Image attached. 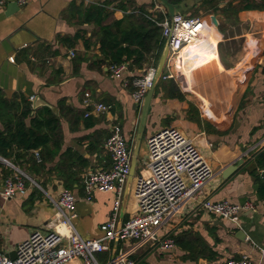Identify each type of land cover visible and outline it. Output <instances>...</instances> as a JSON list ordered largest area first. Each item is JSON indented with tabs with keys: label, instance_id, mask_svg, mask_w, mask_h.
I'll return each mask as SVG.
<instances>
[{
	"label": "crops",
	"instance_id": "crops-1",
	"mask_svg": "<svg viewBox=\"0 0 264 264\" xmlns=\"http://www.w3.org/2000/svg\"><path fill=\"white\" fill-rule=\"evenodd\" d=\"M236 1L184 0L177 5L185 2L192 4V9L181 14L183 16L192 17L193 11L204 8L207 10L203 19L214 16L218 21V29L213 27L215 30L209 33L217 46L218 68L221 71L224 69L226 75L229 72L231 84L233 76L234 80L236 78L233 90L239 94L232 107L234 110L230 114L229 125L227 117H223V110L222 115L210 117L202 107L205 102L213 103L220 109L231 106L229 102L233 99V90L230 94L232 99L229 102L230 98L224 99L225 92L229 95L230 83L218 82V91L221 92L216 98L212 90H205L199 84V87L195 86L189 73L191 55L210 46L206 42L205 46L192 49L186 58L190 86L185 82L181 69L178 72L180 85L176 83L178 78L161 79L162 82L171 81L180 97L173 92L175 98H166L157 85L159 80L155 85L146 125L137 147L135 170L125 206H122L123 202L120 206L119 223L136 215L138 208L133 187L137 178L148 176L144 165L148 153L147 141L142 140L145 133L149 138L164 128L179 130L193 141L213 170V176L153 239L135 246V249L132 248L133 242H117L115 247L113 241L108 252L96 256L99 264L110 262L114 248L115 256L132 250L128 260L134 264H222L229 259L238 260L243 255H248L253 264H264V202L258 199L253 177L248 173L253 155L264 149V11H241L234 15L227 6ZM104 2L114 9L103 23L106 25L121 20L125 12H138L141 8L151 13L153 18L158 13L164 15V19L169 18L156 0H28L23 7L17 6L14 0H7L6 5L0 8L1 94L9 101H18L16 97L24 96L31 103V108L30 98L38 97L41 101L36 109L32 108L33 112L47 104L58 115L62 131L61 151L45 169L29 173V165H19L20 161L14 155L7 159L39 186L27 183L25 195L10 200L2 198V179L12 172L0 164V251L9 258L16 246L33 232L47 231V225L55 214L49 199H56L62 190H68L74 196L77 217L72 223L84 240L98 239L103 235L101 226L107 222L112 211L115 196L97 190L87 195L85 180L90 174L106 170L111 165L110 154L103 144L110 136L113 124L120 125L133 154L141 107L133 102L132 87L130 84L126 86L125 81L142 74L149 65L138 68L126 64L120 79L111 78L102 60L99 41L92 37L95 26L80 23L78 16L70 11L71 5L85 8ZM118 5L123 6L122 9H115ZM247 36L260 42L255 61L254 56L250 58L249 47L245 48L249 40ZM86 41L88 46H85ZM256 41L254 48L252 42L249 44L254 51ZM173 66V61L166 63L162 75L174 76ZM182 83L199 94V104L189 97L191 92ZM62 104L73 112L67 114L63 108L60 112ZM96 104L107 106L108 111L95 112ZM221 120L226 121L224 126L216 124ZM86 123L90 127H86ZM3 129L0 120V132ZM60 155L70 156L68 164L74 165L69 169L68 186H65L62 177H67L66 173L50 171L60 163ZM239 158H242L243 164L223 180V169L235 165ZM207 199L211 202L227 200L236 205L251 203L253 208L243 211L235 223L204 212L201 203ZM166 240H171L173 245L165 247ZM200 242L215 253L213 258H205V253L198 256ZM68 264H82V261L74 259Z\"/></svg>",
	"mask_w": 264,
	"mask_h": 264
},
{
	"label": "built area",
	"instance_id": "built-area-1",
	"mask_svg": "<svg viewBox=\"0 0 264 264\" xmlns=\"http://www.w3.org/2000/svg\"><path fill=\"white\" fill-rule=\"evenodd\" d=\"M14 1L19 7L28 2ZM6 3L7 0H0V8ZM156 24L161 28L162 39L168 43L167 63L173 61V69L177 67V59L186 48L201 45L207 34V24L213 27L211 19L188 17L178 13ZM70 55L73 56L72 51ZM125 69L124 64H110L106 67L114 79H120ZM155 76L156 66L151 63L142 74L125 81L126 86L130 84L133 88L131 98L139 107L142 106L150 88L154 86ZM160 78L177 79V75H161ZM33 99L30 98L31 101ZM94 111L107 112L108 107L96 104ZM85 117H88V114H85ZM104 148L110 154L111 165L106 170L90 174L85 180L87 195L97 190L115 196L109 219L101 226L103 235L92 240H84L78 235L72 223L77 217L74 196L70 191L62 190L56 199H49L55 208V214L47 225V231L33 232L27 240L16 246L15 257L12 259L0 251V264H68L74 259H80L82 264H99L96 256L108 252L113 241L133 242L132 248L135 249V246L144 245L153 239L213 176L210 165L190 138L175 128L159 130L147 140L148 153L144 165L148 176L137 178L133 187L137 213L128 221L119 223V210L131 168V150L120 125L111 126L110 136L106 139ZM33 155L38 158L37 151H33ZM0 164L12 172L1 182V196L4 200L25 195L27 183L39 187L29 175L8 160L0 157ZM201 207L208 214L237 223L240 214L252 209L253 205H236L227 200L211 202L207 199L201 203ZM164 245L169 248L173 242L166 240ZM131 253L132 250L119 253L112 264H134L128 260ZM222 264L253 263L248 255H243L238 260L229 259Z\"/></svg>",
	"mask_w": 264,
	"mask_h": 264
},
{
	"label": "trees",
	"instance_id": "trees-1",
	"mask_svg": "<svg viewBox=\"0 0 264 264\" xmlns=\"http://www.w3.org/2000/svg\"><path fill=\"white\" fill-rule=\"evenodd\" d=\"M182 1L184 0H167L173 6H177ZM109 7L110 4L105 2L102 4H91L85 8L82 5H71L70 7L71 13L78 16L80 23L93 24L95 26L96 30L93 32L92 37L99 41L103 63L107 66L110 64H127L128 67L138 68H141L144 64L150 65L151 63L157 66L166 41L162 39L161 28L156 23L162 22L165 16L158 13L156 18H153L151 13L141 8L138 12H125L121 20H116L106 25L103 23L112 15L114 10ZM122 7L118 5L115 9H122ZM227 7L234 15L241 11H264V0H237L235 3L231 2ZM166 16L168 17L167 14ZM259 44L260 42L256 41L254 58L257 56ZM85 46H88L87 41ZM188 54L189 52L181 62V74L187 85L190 86L186 75V58ZM179 64L180 61L174 69L177 78ZM262 70L264 73V67ZM157 85L162 88L166 98H175L172 94L173 92L180 97L176 86L171 81L162 82L160 78ZM235 91L233 90V94ZM227 96L228 94L225 92L224 99ZM16 98L18 101H9L0 92V120L4 128L0 132V157L7 160L11 155H14L20 161L19 165L23 163L29 165L27 168L29 173H37L40 169H45L47 164L52 163L61 151L62 131L60 120L58 115L50 108L42 107L33 112L31 103L27 98L24 96ZM231 99L232 97L227 102ZM206 105L205 102L203 107L205 108ZM62 108L65 109L67 114L73 112L71 108H65L64 104L59 106L60 112ZM223 117H226V113ZM225 123L226 121L221 120L216 124L222 126ZM86 127H90V125L86 123ZM33 151L38 152V159L33 155ZM60 158V163L50 169V171H57L58 174L66 173L67 177L64 175L62 177L63 183L68 186L70 184L69 172H71L69 169L74 165L68 164L70 156L66 158V156L60 155ZM82 163L79 162V164ZM248 173L253 177L258 199L264 202V149L253 155ZM199 246L198 256H204V253L207 254L204 256L205 258L210 259L215 256V253L202 242H200Z\"/></svg>",
	"mask_w": 264,
	"mask_h": 264
},
{
	"label": "bare ground",
	"instance_id": "bare-ground-1",
	"mask_svg": "<svg viewBox=\"0 0 264 264\" xmlns=\"http://www.w3.org/2000/svg\"><path fill=\"white\" fill-rule=\"evenodd\" d=\"M215 29L210 26V24H207L206 28V36L202 40L201 47L206 45V42L211 46H206L202 50H197L195 54L191 55L189 61H188V68H189V73L191 74V80L193 81L194 85L199 87L201 85L205 90H212L213 91V96L216 98L220 97V92L221 90L218 91V82H222L223 79V74H224V69H219V59L217 56V46L215 44V40L209 36L210 32H213ZM217 31V30H216ZM220 40V39H216ZM251 42L248 40V45ZM199 47L198 45L191 47V48H186L180 56L186 57V54L196 48ZM249 49L251 51V56L250 58L252 59L254 56V50L250 47ZM183 58V59H184ZM220 67L222 68L221 64ZM229 75V72H226ZM226 80V79H225ZM234 85V76H233V83L229 85V88L231 90L232 86ZM224 86V85H223ZM231 86V87H230ZM223 88V87H222ZM228 88V89H229ZM203 111L210 117H217L222 115L223 113L221 112V109L218 108L216 105L213 103H208Z\"/></svg>",
	"mask_w": 264,
	"mask_h": 264
},
{
	"label": "water",
	"instance_id": "water-1",
	"mask_svg": "<svg viewBox=\"0 0 264 264\" xmlns=\"http://www.w3.org/2000/svg\"><path fill=\"white\" fill-rule=\"evenodd\" d=\"M156 2H157V4L159 6H161V7H163L165 9V11H166L167 15L169 16V18H172L175 14H177L175 6H173L170 3H168L167 0H156ZM15 6H16V4H15ZM211 21H212L213 27L215 29H218V25L219 24H218L217 19L213 16V17H211ZM168 54H169V49H168V43L166 42L165 46H164V49L162 51V54H161V56L159 58L158 64L156 66L155 84H154L153 87L150 88V90L146 94V96L144 98V101H143V104L141 106V113H140V118H139L137 136H136V144H135V148H134L133 154L131 155V168H130V172H129V176H128V180H127L128 182H127V185H126L124 198L122 200V202H123L122 206L123 207L125 206L126 197H127L128 191H129V184H130L131 178H132L134 170H135L136 156H137V147H138L139 141H140V139L142 137V134H143V131H144V128H145V125H146L148 111H149V106H150L151 99H152V96H153L154 88H155V85H156L157 81L159 80L160 76L162 75L163 70H164V68L166 66ZM40 101L41 100L38 97H35L33 99V101H32V108L36 109L37 105H38V103ZM43 105L49 108V106H47V104H43ZM242 164H243V160H242V158H239V160L237 161V163L235 165H233V164L228 165L221 172L222 179L225 180V179L229 178L235 171H237L239 166H241ZM114 245H115V247L117 246V241L114 242ZM115 251L116 250L114 248V250L112 252V257H111V260H110V264H112V261L115 258ZM14 257H15V251L10 254V258L11 259L14 258Z\"/></svg>",
	"mask_w": 264,
	"mask_h": 264
},
{
	"label": "rangeland",
	"instance_id": "rangeland-1",
	"mask_svg": "<svg viewBox=\"0 0 264 264\" xmlns=\"http://www.w3.org/2000/svg\"><path fill=\"white\" fill-rule=\"evenodd\" d=\"M191 3L190 2H185V3H182V4H180L179 6H175L176 7V11H177V13H179V14H183V13H186V12H188V11H190L191 9H192V7H191ZM207 9H204V8H200V9H197L196 11H193L192 13H191V15L190 16H192V17H199V18H203L204 16H205V14H204V12L206 11ZM263 35V34H262ZM247 39H249V42H252V46H253V48H254V42L256 41L255 40V38H253V37H251V36H247ZM259 40V39H258ZM246 46H245V48L246 47H249V45H248V41H246ZM260 45V44H259ZM246 50V49H245ZM189 52H192V50H190ZM261 52V51H260ZM245 57V56H244ZM182 59H183V56L181 57V59H180V57L177 59V63L180 61V64H179V73H180V69H181V65H182V63H181V61H182ZM257 59V57H255L254 58V60L253 61H255ZM176 63V64H177ZM178 79H179V75H178ZM176 80V83L178 84V85H180V82H179V80ZM226 79V80H225ZM222 81H224L223 82V84L225 83H227V84H229V83H231L232 82V78L229 76V75H226L225 73L223 74V79H222ZM235 82H236V78H235V80H234V84H235ZM182 85L184 86V88L188 91V92H191V95H189V97L193 100V101H195L197 104H199L198 103V100L200 99L199 98V94H197V92H196V94H195V92H193V90H192V88H189L188 86H185V84L184 83H182ZM225 86H223V88H224ZM190 90H189V89ZM233 88H234V85L232 86V88H231V90H230V92H229V95H228V97H227V100L230 98V94H231V92H232V90H233ZM200 90V92H201V89H199ZM200 94H202V92L200 93ZM188 95V94H187ZM203 96V95H202ZM239 96V94L237 93V91L233 94V99L229 102L230 103V105L231 106H228V108H225V107H223V109H221V110H223L225 113H226V117H227V119H228V124H227V126L229 125V122H230V119H229V117H230V114L232 113V111L234 110V108H233V110H232V107L234 106V102L236 101V99H237V97ZM204 98H205V100H208L205 96H204ZM226 100V101H227ZM209 101V100H208ZM223 106H225V105H223ZM204 108L202 107V110H203ZM223 126H224V124H223ZM264 137V135L262 136V138ZM142 140L143 141H147L148 140V136H147V134L145 133L144 135H143V138H142ZM255 148H251V150H254ZM144 172H145V169H144ZM123 243H128V242H123ZM121 244H122V242H121Z\"/></svg>",
	"mask_w": 264,
	"mask_h": 264
}]
</instances>
